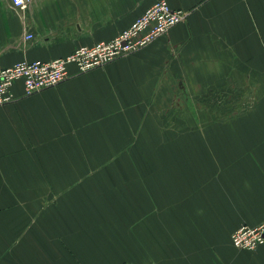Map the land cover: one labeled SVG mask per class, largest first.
Wrapping results in <instances>:
<instances>
[{"label":"crops","instance_id":"crops-1","mask_svg":"<svg viewBox=\"0 0 264 264\" xmlns=\"http://www.w3.org/2000/svg\"><path fill=\"white\" fill-rule=\"evenodd\" d=\"M156 1L0 0V69L111 40ZM166 1L188 15L141 51L0 106V264H264L231 242L264 223V0ZM226 72L259 82L263 114L163 128ZM113 196L134 226L97 225Z\"/></svg>","mask_w":264,"mask_h":264},{"label":"built area","instance_id":"built-area-1","mask_svg":"<svg viewBox=\"0 0 264 264\" xmlns=\"http://www.w3.org/2000/svg\"><path fill=\"white\" fill-rule=\"evenodd\" d=\"M16 9L24 10L31 0H10ZM187 11L174 9L168 1L158 0L117 36L76 48L64 57L50 61H20L0 69V106L15 100L12 88L22 82L26 95L53 88L71 77L70 67L78 74L86 73L108 63L141 51L160 36L185 21ZM27 40L33 35L28 34ZM232 244L241 250H256L264 243V223L259 226L242 225L231 235Z\"/></svg>","mask_w":264,"mask_h":264},{"label":"rangeland","instance_id":"rangeland-1","mask_svg":"<svg viewBox=\"0 0 264 264\" xmlns=\"http://www.w3.org/2000/svg\"><path fill=\"white\" fill-rule=\"evenodd\" d=\"M221 82H223V88L220 85L217 89L185 91L188 94V98L185 99L187 105L176 106L177 118L163 123V128L197 130L220 128L225 130L231 128V125L240 124V121L243 123V120L247 123L250 121L248 117L254 119L255 115L257 117L259 114H263L262 107L259 105L260 100H262L260 98L263 97L259 94H263V91H256L252 88L255 83L256 85L259 84L258 81L252 80L244 72L234 74V76L231 72H226L222 76ZM255 93L257 94L255 95ZM171 112L174 113V111ZM185 115L186 118H184ZM255 124L261 125V122ZM119 197H112L111 210L108 208V205H111L109 202L100 203L101 212L111 213L112 217L97 219V225H112L118 229L119 227H130L136 224L137 217H126L123 207L129 205L128 207L131 208V203L123 200L122 206V199L120 200ZM144 204L147 205L150 202ZM98 235L105 237V234L102 233H97L96 236ZM113 236L119 241V233L113 234Z\"/></svg>","mask_w":264,"mask_h":264}]
</instances>
